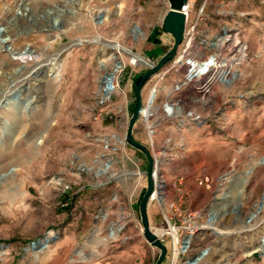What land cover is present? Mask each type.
Instances as JSON below:
<instances>
[{"label": "rangeland", "instance_id": "1", "mask_svg": "<svg viewBox=\"0 0 264 264\" xmlns=\"http://www.w3.org/2000/svg\"><path fill=\"white\" fill-rule=\"evenodd\" d=\"M91 2L0 0V25L11 37L9 46L0 47V264H155L158 258L159 249L150 252L143 227L135 228L121 212L131 201L120 199L121 173L113 170L118 153L106 154L94 116L105 101L101 82L119 57L127 63L120 80L128 97L119 91L104 104L113 121L120 115L117 104L135 102V78L149 69L145 58L160 60L174 39L154 57L161 48L149 38L150 19H138L136 2L123 10ZM241 5L242 0L206 1L207 20L240 26L248 45V58L231 85L217 87L213 105L199 108L207 122L185 127L161 121L152 136L162 179L166 165L179 168L188 183L187 205L180 209L195 214L191 254L204 251L197 264H264V9L259 25L251 27L250 47ZM101 12L107 14L105 24ZM173 78L160 88L167 89ZM154 82L145 84L143 104ZM18 94L21 102L4 105L7 95ZM132 113L120 134L126 136ZM134 128L142 133L137 122ZM141 140L151 146L147 131ZM204 178L209 186L201 183ZM197 188L212 198L203 212L196 198L202 193L193 196ZM166 209L172 212L169 204ZM166 227L160 208V224L152 229L162 234ZM168 254L163 264L169 263Z\"/></svg>", "mask_w": 264, "mask_h": 264}, {"label": "built area", "instance_id": "2", "mask_svg": "<svg viewBox=\"0 0 264 264\" xmlns=\"http://www.w3.org/2000/svg\"><path fill=\"white\" fill-rule=\"evenodd\" d=\"M206 1L202 0L199 6L193 7L190 0L182 7L181 12L185 14V32L183 40L176 54L172 59L149 81H155L150 91L147 104H143L139 121L145 126L146 131L151 139L149 150L154 158L155 167L153 171L154 192L151 200L156 199L158 203L162 202L166 195V183L159 175V160L156 156L154 140L155 129L161 124V121L175 120L179 121L182 126L204 125L207 118L199 111L203 108L206 111L210 108L216 97V89L219 86H229L235 79L237 69L240 68L248 58V45L243 40L241 27L236 25L221 24L213 32L207 28V10ZM229 11V14H233ZM239 15L245 16L244 13ZM120 53V52H118ZM147 60V68L156 64L159 60ZM161 59V58H160ZM120 67L117 71L112 69L108 72L102 82V95L105 101L100 110L94 116L95 121H101L103 118H112L114 113L108 111L104 104L111 100L119 91L125 97H128L127 89L121 87V74L127 68V63L120 57ZM115 62V63H116ZM133 65H138L134 62ZM114 75L113 79L107 76ZM174 76L172 83L168 88L161 89L160 84L167 78ZM134 79V76H130ZM130 79V80H131ZM107 92V96L104 93ZM163 95L162 101H158L159 94ZM151 100V101H150ZM159 102V104H158ZM158 104V105H155ZM158 106V107H157ZM148 107V108H147ZM194 107V109L192 108ZM156 109V113L153 112ZM118 107V112H120ZM161 113L160 118H156V114ZM155 118V120H153ZM104 147L107 155H112L118 150L116 140L124 144L127 143V134L120 140L114 136H103ZM115 140V141H114ZM164 149V148H162ZM113 151V152H112ZM112 160L110 159L105 165L106 170L110 168ZM138 174L141 172L138 170ZM208 184L209 179L204 178L201 183ZM186 192H182L180 201L169 203V212L166 207H161V214L167 227L162 234H157L159 239L167 246L168 264H197L198 256L202 254L192 255V236L196 233L191 224V217L195 214L192 212L185 213L180 206ZM150 200V201H151Z\"/></svg>", "mask_w": 264, "mask_h": 264}, {"label": "crops", "instance_id": "3", "mask_svg": "<svg viewBox=\"0 0 264 264\" xmlns=\"http://www.w3.org/2000/svg\"><path fill=\"white\" fill-rule=\"evenodd\" d=\"M190 1L192 3V6L196 7L198 0H190ZM95 2L103 5L104 10L106 9L109 10L113 8H117V9L122 8L123 10L126 8V7L124 8V6L127 5L129 2H136L137 8L135 9V11H137L138 19L141 20H144L146 18L150 19L149 22L153 26V31L149 32V38L154 39L153 41L157 43L154 45H157L161 48V51L158 53H154L153 56L160 57L161 55H163L165 47L170 44V40H172L173 38L170 34L164 32L162 28L163 18L169 9V0H92L91 3H95ZM263 9H264V0H242L241 10L242 12L247 14V17L242 19V25L244 26L243 29L245 33V38L249 43L250 47H251V43H250L251 27H255L259 25L260 20L262 19ZM101 15L102 18L100 23L105 24L107 14L105 12H101ZM218 26H219V22L216 20L210 18L207 21V28H209L211 32L215 31ZM149 49L151 51H154L153 47H149ZM116 106H119L121 110L119 112L120 115H118L114 121L111 120V118H103L97 124L101 128L100 134H102L103 136H109V137L114 136L115 138L121 139V136L125 137V134L123 132L121 133L122 134L121 135L120 131H122L121 129H123V126L125 125L124 121L126 120L129 111L132 110L134 103L133 101H125V103L120 102ZM137 124L142 127V133L134 128L133 136L137 142L143 144L145 142L141 140V136L143 133L146 132V129L142 121L138 120ZM117 153L118 154L116 155L115 166L113 167V170H118L121 173V175L118 177L117 180V185L120 188V192H121L120 199L121 201H124V198L126 197L128 200L131 201L129 206L130 209L122 208L121 212L132 218L131 222L135 226V228H138V226L142 227L137 205L139 201L138 198L141 196L142 192L146 189L148 182L147 180H145V176H144L145 171L144 168H142L143 155H141L142 154L141 151L132 147L128 143V141L126 144L120 142V144L118 145ZM177 154H180V152H177ZM147 168H148V161H147V165L145 166V170ZM138 170L141 172V174L135 172ZM141 170L144 172H142ZM162 171L164 172L163 178L166 183V195L164 198V206L167 207L168 204L171 202L180 201L181 194L182 192L185 191L186 184L188 183L186 181L184 182V178H185L184 174L182 173V171H180L179 168H175V167L172 168L163 165ZM126 172H130V173L126 175L125 174ZM87 186L88 189H92L89 188L91 187L90 183H87L86 187ZM197 190L194 192L193 196L195 195V193H202L196 198H198L201 204H203V206H201L199 210L203 212L204 210L208 209L212 201V198L211 195L206 190L204 189L201 190L200 188H197ZM188 198L190 199L189 202L191 203L192 202L191 196ZM186 205L187 204H185L182 201L180 208L185 209ZM160 208L161 207H159V203L156 199L151 200L148 205V209H147L148 219L153 229H155V227L160 224ZM211 224H214V220H212ZM149 248H150V252L153 253L154 251L153 246L151 245L149 246ZM197 251H198L197 253L200 254L202 249L200 248ZM203 255L206 256L207 254H203ZM203 258L204 257L200 258L199 260L201 261ZM91 264H111V263L110 261H103V262L94 261ZM199 264H203V263H199Z\"/></svg>", "mask_w": 264, "mask_h": 264}, {"label": "water", "instance_id": "4", "mask_svg": "<svg viewBox=\"0 0 264 264\" xmlns=\"http://www.w3.org/2000/svg\"><path fill=\"white\" fill-rule=\"evenodd\" d=\"M187 2L188 0H169V9L163 18L162 28L164 32L170 34L173 37L174 42L171 49L168 50L156 64L150 66L149 69L137 79L135 84V108L129 120L127 131L128 143L132 147L144 153L148 161V168L146 171L148 182L139 206V211L144 236L152 246L159 249V255L155 264H163L168 253L167 246L159 239L158 235L152 229L147 214L148 205L154 192L153 171L155 167V161L149 148L146 145L135 140V138L133 137V129L140 117V113L143 108L141 93L145 84L154 74L158 73L172 59V57L178 51V48L183 40L186 19L185 14L181 12V9ZM101 17L102 15H100L99 18Z\"/></svg>", "mask_w": 264, "mask_h": 264}, {"label": "bare ground", "instance_id": "5", "mask_svg": "<svg viewBox=\"0 0 264 264\" xmlns=\"http://www.w3.org/2000/svg\"><path fill=\"white\" fill-rule=\"evenodd\" d=\"M22 13V12H21ZM138 29V31H141V29H139V28H137ZM7 32V29H6V27H2L1 25H0V47H5L6 45L5 44H7L8 46H9V44H8V42L9 41H11V37H10V35L9 34H7L6 33ZM5 33V34H4ZM115 47L117 48V49H119L120 48V46L119 45H115ZM22 54L23 53H20V55L22 56ZM29 54V53H28ZM131 54V53H130ZM132 55V54H131ZM133 56H135V55H133ZM136 57V59L138 60V61H143V59L141 58V57H139V56H135ZM120 67V65H119V62H116L115 63V66L113 67V69H114V71H117L118 70V68ZM110 78V79H113V77H114V75H109V76H107L106 77V79L107 78ZM21 95L20 94H18V95H15V96H13V95H7L6 96V98H5V102H4V105L6 106V105H9L11 102H13V103H19V102H21L20 100H21V97H20ZM104 96H107V92L106 93H104ZM151 101V100H150ZM148 108V107H147ZM40 142H41V140H40ZM259 210V209H258ZM258 210H256L255 211V213H253L252 215H251V220L260 212V211H258ZM112 233H114V231H112ZM263 240H264V236H263V238H262ZM262 240V241H263ZM46 243L47 242H43V245L45 246L46 245Z\"/></svg>", "mask_w": 264, "mask_h": 264}, {"label": "trees", "instance_id": "6", "mask_svg": "<svg viewBox=\"0 0 264 264\" xmlns=\"http://www.w3.org/2000/svg\"><path fill=\"white\" fill-rule=\"evenodd\" d=\"M139 77H140V76H138V77L135 78V82H134V91H135V84H136V81H137V79H138ZM134 108H135V102H134V106H133V108H132V112H133ZM144 193H145V190L142 192V195H141V198H140V202H139V204L141 203V200H142V197H143Z\"/></svg>", "mask_w": 264, "mask_h": 264}]
</instances>
